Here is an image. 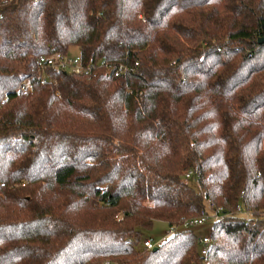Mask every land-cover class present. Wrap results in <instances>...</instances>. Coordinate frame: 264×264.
Listing matches in <instances>:
<instances>
[{"label": "trees", "instance_id": "1", "mask_svg": "<svg viewBox=\"0 0 264 264\" xmlns=\"http://www.w3.org/2000/svg\"><path fill=\"white\" fill-rule=\"evenodd\" d=\"M0 264H264V0H0Z\"/></svg>", "mask_w": 264, "mask_h": 264}, {"label": "built area", "instance_id": "2", "mask_svg": "<svg viewBox=\"0 0 264 264\" xmlns=\"http://www.w3.org/2000/svg\"><path fill=\"white\" fill-rule=\"evenodd\" d=\"M38 67L39 69L45 70L48 67L51 68H66L70 69L76 73L84 74V73H89L91 71L92 66L90 65H85L82 61V58L80 55L73 56V55H67V54H57L55 56H41L38 59ZM128 67L125 66L124 64H121L118 67V71H125L127 70ZM29 88L28 82H25L23 84L22 89ZM191 174V172H190ZM244 211V210H241ZM223 209L219 206H214L213 204L209 205V208L206 210H203L201 215L199 217H196L192 220H189L188 222L184 223V227H195V226H202L208 223L209 221H216L218 220L221 215H222ZM174 232V229H171L169 232V236L172 235ZM210 236H204L202 239V245L204 246L203 248V253H206V248L210 244ZM159 244H155L151 239H146L144 241V246L152 249L155 246H158Z\"/></svg>", "mask_w": 264, "mask_h": 264}, {"label": "rangeland", "instance_id": "3", "mask_svg": "<svg viewBox=\"0 0 264 264\" xmlns=\"http://www.w3.org/2000/svg\"><path fill=\"white\" fill-rule=\"evenodd\" d=\"M78 52H79V48L77 46H73L71 48V54H77ZM187 175H190V173H188ZM242 210L247 211L243 207H242ZM212 223H213V221H209L205 225L201 226L202 230H204V228H205L204 235H206V236L210 235V232L212 230V225H213ZM194 228H196L198 230L199 227L195 226ZM170 230L171 229H170L167 222L157 221V222H155L152 229L145 231L143 242L146 239H151L155 244H160L164 239H166L169 236Z\"/></svg>", "mask_w": 264, "mask_h": 264}, {"label": "water", "instance_id": "4", "mask_svg": "<svg viewBox=\"0 0 264 264\" xmlns=\"http://www.w3.org/2000/svg\"><path fill=\"white\" fill-rule=\"evenodd\" d=\"M159 248V246H155L154 248H153V250H157Z\"/></svg>", "mask_w": 264, "mask_h": 264}]
</instances>
